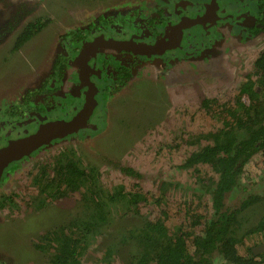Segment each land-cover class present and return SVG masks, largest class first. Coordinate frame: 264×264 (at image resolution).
<instances>
[{"label": "flooded vegetation", "instance_id": "obj_1", "mask_svg": "<svg viewBox=\"0 0 264 264\" xmlns=\"http://www.w3.org/2000/svg\"><path fill=\"white\" fill-rule=\"evenodd\" d=\"M79 1L81 15L74 17L69 13L72 17H67L64 13L59 21L54 15L51 18L40 14L43 9L51 10L52 0H0L3 65L16 66L21 51L41 34L46 33L53 46L40 69L29 70L24 75L18 71L15 86L8 93L6 88L0 93V149L52 124L69 122L81 113L72 132L56 128L44 143L3 168L0 264H21L19 259L34 256L36 252L41 253V259L47 256L46 264L53 244L42 238H48L58 226L66 227L67 215L77 209V204L72 205L67 212V204L61 203L74 202V196L79 203L80 196L74 193L73 199L70 195L58 196L56 200H47L36 213L25 214L28 203L39 198L33 178L40 166L49 165L48 176L52 177L57 158L68 153L74 160L78 158V165L97 168V183L104 189L121 185L111 180L115 178L113 174L120 173L123 179L135 180L132 185L142 191L139 183L144 181L141 172L144 164L135 165L130 159L144 152L143 141L149 131L153 136L167 135L170 140L185 143L199 132H207L209 121L205 116L201 129L195 123L187 131L188 120L179 131L167 132V127L174 119H182L178 114L185 113L186 119L194 118L196 110L201 109V99L221 100L237 92L247 76H255L254 63L264 51V0ZM54 23L58 32L50 38ZM26 27L29 30L24 32ZM153 47L157 50H149ZM143 95L153 98L154 104L142 102ZM133 107H136L134 112ZM175 109L180 112L176 113ZM133 114L138 124L133 123ZM109 181L112 184L105 187L104 182ZM160 184V193L162 187L172 186L168 182ZM197 186L193 181L191 193L196 194ZM197 192V196L203 195L210 202L208 195ZM107 208L112 222L96 234L88 251L114 221L121 225L127 221L129 228L140 222L133 205L115 201ZM141 214L148 216L142 210ZM27 217L34 227L26 230L29 235L24 241L23 231L32 223ZM127 227L111 237V233L103 236L110 238L100 261L114 263L124 254L115 246ZM257 234L245 237L242 247L246 243L253 247L264 243L263 234ZM88 251L83 254L81 264Z\"/></svg>", "mask_w": 264, "mask_h": 264}, {"label": "trees", "instance_id": "obj_2", "mask_svg": "<svg viewBox=\"0 0 264 264\" xmlns=\"http://www.w3.org/2000/svg\"><path fill=\"white\" fill-rule=\"evenodd\" d=\"M28 30L26 27L24 32ZM254 69L255 76H247L237 92L221 100L201 99V109L196 110L194 118L205 116L209 121L207 132H199L187 143L175 140L166 144L168 149L178 148L181 143L192 146L178 166L190 171L198 184L195 192L208 195L210 204L203 195L191 193L188 199H171L176 207H167L164 195L169 187H162L161 193L149 200L140 189L127 192L121 185L104 189L97 183V168L78 165V158L74 160L68 153L57 158L52 177L48 176L49 165L40 166L33 178L39 198L28 203L26 215L36 213L47 200L69 195L72 198L74 193L80 196L76 211L67 215V226H58L48 238H42L53 244L46 264H81L96 234L112 222L107 207L115 201L133 205L140 220L121 233L115 248L124 254L118 264H212L218 256L223 259L219 264H264V250L254 253L252 244H241L250 235L264 236V191L238 199L248 187L244 188L242 180L246 179L249 162H264V51ZM203 140L208 143L202 145ZM238 189L241 191L236 202L229 204L228 196ZM142 202H152L155 208L149 211L155 214L143 216L139 206ZM257 204H262L263 214L243 231L242 213L257 208Z\"/></svg>", "mask_w": 264, "mask_h": 264}, {"label": "rangeland", "instance_id": "obj_3", "mask_svg": "<svg viewBox=\"0 0 264 264\" xmlns=\"http://www.w3.org/2000/svg\"><path fill=\"white\" fill-rule=\"evenodd\" d=\"M51 10L48 11L47 8L40 11V14L44 17H51L53 18V15L56 17V19L59 18V21L62 20V16L64 13H67V17L70 16H80V8H82L81 2L79 0H52L51 2ZM70 10V11H69ZM70 13V14H69ZM73 13L75 15H73ZM50 15V16H49ZM59 15V17L57 16ZM70 16V17H72ZM51 29V36L50 38L56 36L58 30L55 27L56 24L54 23ZM51 43L49 42V39L46 37L45 34H41L36 40L32 42L30 47L25 48L21 51L20 54V61L19 63L10 68L8 65H3L2 62H0V93H2V90L4 88L8 89L6 93H8L16 83V73L18 71L22 73L23 75L26 74L29 70L37 71L40 69L44 61H46V57H48L51 54ZM141 101L144 103H151L154 104V99L150 96L143 95L141 98ZM136 104V103H135ZM136 107H133V112L135 111ZM175 112H180L178 109H175ZM127 114V111H126ZM125 114V115H126ZM187 115L190 114V112H186ZM182 118L181 120L174 119L172 125L167 127V132L171 129H175L177 131L180 130V126L185 123V120H188L189 122V129L187 131H190V129L194 128L195 123H199L200 129L204 127L205 120L203 116L200 114L197 115L195 118L192 119H186L185 113L178 114ZM133 123L138 124V120L135 114H133ZM113 129L116 130V127L114 126ZM137 129V128H136ZM136 129H134L136 131ZM151 129V128H150ZM166 131V130H165ZM150 133L147 134L144 138L146 140L143 141V149L144 152H141L140 154H136L134 158H131L130 161H134L133 163L135 165H139V163H143L142 166V174L144 175V181L141 185L139 183V186L142 188V191L148 194V200L151 199L152 195H157L159 192V188L161 187V182H168L173 184L165 193L164 197L168 200L167 201V207H176V205H173L171 202V199H174V202L178 199H182L185 197L186 199L192 197L191 191L192 187L191 184L194 180V177L189 173L190 171L181 170L177 167V165L184 159V156L187 154V151H189L185 146L179 144L180 146L178 148H171L168 149L166 147V144H171L175 140H170L169 136L167 135H157L155 134L153 136V132L149 131ZM194 133V131H191ZM128 133L130 134V131L128 130ZM188 133V132H187ZM167 134V133H166ZM132 135V134H131ZM141 142V141H140ZM165 146L164 148H161L162 146ZM195 147V146H194ZM193 147V148H194ZM189 149H192V146L189 147ZM173 150V151H172ZM201 169L204 171L203 167ZM164 174L167 175V177ZM113 177H115L113 180V183H122L126 189L136 190L137 187L135 185H132V181L135 182V180L132 179H123L122 174L115 173L113 174ZM244 177L246 179L242 180V183L244 185V188H246L245 192L238 198H242L245 194L255 192L257 194H260L262 191H264V162L259 159H253L251 162H249L248 166L245 168ZM169 180V181H168ZM103 184V183H102ZM109 184H112V182L105 183L104 186L108 187ZM18 185V182H16L15 186ZM107 185V186H106ZM116 184H113V186ZM178 185H180L178 187ZM241 191V189H238L237 191H234L232 194H230L227 198V201L229 204H233L236 202V197L238 195V192ZM196 194H199V192H196ZM237 199V200H238ZM147 200V201H148ZM146 201V202H147ZM144 202V203H146ZM61 203L67 204V212H69L71 206L76 205V198L74 196V202L70 200L68 203L67 201H63ZM141 203V210L144 213L154 215L155 212L149 211V209L155 208L152 202L149 203ZM60 204V203H59ZM62 204L63 207H66V205ZM264 205V204H263ZM140 206V207H141ZM19 211V209H16ZM15 210V211H16ZM263 214V206L262 204H258L257 208H252L250 210H246L242 215L243 220V227L246 231L251 225L256 223L255 220L259 218ZM47 217V216H46ZM49 219V217H47ZM29 219V218H28ZM131 219V218H130ZM128 219V221H131ZM31 220V219H29ZM32 223L26 225L25 230L23 231V239L24 241L27 239L28 233L26 234V230H31L34 225L33 221ZM129 222H125L121 225V223L113 222L111 226L104 232L103 236H107L108 233H111L110 237L118 234L122 231L121 228L127 227ZM100 237L95 241L94 246L90 248V251L85 255L83 264H105V262L102 260L100 261V254L104 250V247L108 245V239L110 237ZM254 238V236H253ZM22 238H19L18 240L21 241ZM253 243V241H251ZM40 252L34 253V256H30L27 259L26 257L19 259L21 264H44L46 262L47 256L45 259H41V253ZM241 254H243L242 251H240ZM48 255L47 253H45ZM115 259V257H114ZM42 261V263H41ZM220 261L216 257V260L212 264H219ZM112 264V262L110 263ZM113 264H118V261H115Z\"/></svg>", "mask_w": 264, "mask_h": 264}, {"label": "water", "instance_id": "obj_4", "mask_svg": "<svg viewBox=\"0 0 264 264\" xmlns=\"http://www.w3.org/2000/svg\"><path fill=\"white\" fill-rule=\"evenodd\" d=\"M156 51V47H153ZM80 114L76 115L71 121L65 123H55L48 126L45 129L38 130L36 133L31 135L30 137L16 142H10L6 147L0 149V175L2 173L3 168L13 159L20 158L22 155L26 154V152L32 150L33 147L44 143V139L50 136V133L53 132L56 128L58 129H66L65 132H72L74 127L78 124L80 120ZM58 131V130H57ZM259 250H264V243L259 244L253 247V252L256 253Z\"/></svg>", "mask_w": 264, "mask_h": 264}]
</instances>
